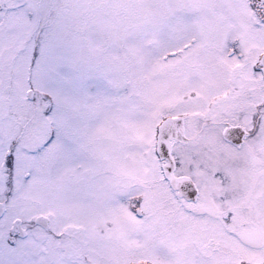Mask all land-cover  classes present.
Returning <instances> with one entry per match:
<instances>
[{
  "label": "snow or ice",
  "instance_id": "snow-or-ice-1",
  "mask_svg": "<svg viewBox=\"0 0 264 264\" xmlns=\"http://www.w3.org/2000/svg\"><path fill=\"white\" fill-rule=\"evenodd\" d=\"M0 264H264V0H0Z\"/></svg>",
  "mask_w": 264,
  "mask_h": 264
}]
</instances>
